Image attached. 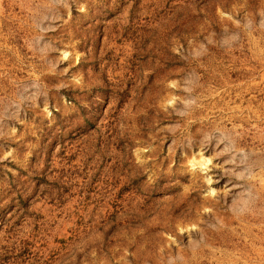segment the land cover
I'll list each match as a JSON object with an SVG mask.
<instances>
[{"label": "rangeland", "instance_id": "1", "mask_svg": "<svg viewBox=\"0 0 264 264\" xmlns=\"http://www.w3.org/2000/svg\"><path fill=\"white\" fill-rule=\"evenodd\" d=\"M0 264H264V0H0Z\"/></svg>", "mask_w": 264, "mask_h": 264}]
</instances>
